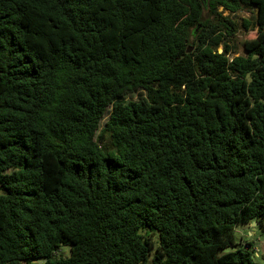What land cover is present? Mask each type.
I'll use <instances>...</instances> for the list:
<instances>
[{"label":"trees","instance_id":"1","mask_svg":"<svg viewBox=\"0 0 264 264\" xmlns=\"http://www.w3.org/2000/svg\"><path fill=\"white\" fill-rule=\"evenodd\" d=\"M254 222L264 0H0V264H255Z\"/></svg>","mask_w":264,"mask_h":264},{"label":"rangeland","instance_id":"2","mask_svg":"<svg viewBox=\"0 0 264 264\" xmlns=\"http://www.w3.org/2000/svg\"><path fill=\"white\" fill-rule=\"evenodd\" d=\"M221 12V9L219 10ZM227 15V13L225 14ZM232 19L238 24V33L231 38H227V44L231 48L232 54L231 59L239 56H245V44L247 42L254 41L257 37V29L246 30L243 26L244 19L252 18V13L247 10H242L233 14ZM191 46V45H190ZM193 51V50H192ZM222 51V48L219 49ZM236 241L238 246L236 248H229L225 251H220L219 255H223L234 251L235 249L241 250H258V256L255 257V264H262L264 255V231L259 227L251 226H241L237 228ZM251 246V247H250ZM59 255L63 257H68L70 255L69 248H62L59 251Z\"/></svg>","mask_w":264,"mask_h":264},{"label":"water","instance_id":"3","mask_svg":"<svg viewBox=\"0 0 264 264\" xmlns=\"http://www.w3.org/2000/svg\"><path fill=\"white\" fill-rule=\"evenodd\" d=\"M203 2H204V3H206V2H207V0H203ZM192 50H193V47H192V46H190V48L188 49V53H191V52H192ZM252 225H253L254 227L258 226L256 222L252 223Z\"/></svg>","mask_w":264,"mask_h":264}]
</instances>
